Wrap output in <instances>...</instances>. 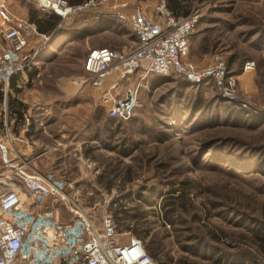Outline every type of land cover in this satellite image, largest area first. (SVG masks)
I'll list each match as a JSON object with an SVG mask.
<instances>
[{
  "label": "rangeland",
  "instance_id": "1",
  "mask_svg": "<svg viewBox=\"0 0 264 264\" xmlns=\"http://www.w3.org/2000/svg\"><path fill=\"white\" fill-rule=\"evenodd\" d=\"M166 2L101 0L63 19L32 0H5L35 27L25 19L29 8L61 19L51 36L33 39L35 65L12 83L9 109L14 101L26 107L22 119L9 116L13 132L33 143L31 168L72 185L70 197L98 230L111 218L121 244L142 241L157 264H264L252 235L264 229V0H188L190 14L202 15L186 59L200 80L143 79L142 71L119 79L112 99L137 92L127 120L104 100L119 76L98 95L88 81L93 48L134 46L128 28L81 36L94 16H115L127 4L157 18ZM71 215L61 210L63 221Z\"/></svg>",
  "mask_w": 264,
  "mask_h": 264
},
{
  "label": "built area",
  "instance_id": "2",
  "mask_svg": "<svg viewBox=\"0 0 264 264\" xmlns=\"http://www.w3.org/2000/svg\"><path fill=\"white\" fill-rule=\"evenodd\" d=\"M32 1L66 19L72 12L93 7L101 0H89L74 8L67 0ZM127 7L122 4V9ZM156 13L157 18L147 16L140 8L134 9L130 17L115 12L120 23L130 26L134 46L130 51H90L84 70L93 87H101L111 76L127 79L135 71H142L143 79L153 75L200 80L186 59L190 38L202 15L194 12L176 17L165 4ZM37 36L46 39L34 25L15 18L0 0V90L4 95L0 111V264H157L142 241L132 237L121 244L111 218L98 230L93 218L70 197L67 187L72 190V185L57 183L31 168L27 149L33 143L13 132L17 120L9 121L14 114L8 107V95L13 81L35 65L37 49L31 52L28 47ZM25 82L22 79L21 85ZM112 98L110 94L104 97L112 104L109 113L129 119L137 105V92L130 90L121 100ZM27 126L22 133L28 131ZM64 208L72 214L69 221L61 219Z\"/></svg>",
  "mask_w": 264,
  "mask_h": 264
},
{
  "label": "trees",
  "instance_id": "3",
  "mask_svg": "<svg viewBox=\"0 0 264 264\" xmlns=\"http://www.w3.org/2000/svg\"><path fill=\"white\" fill-rule=\"evenodd\" d=\"M70 5H80L87 0H67ZM144 1V0H138ZM188 0H167V8L168 10L176 17L180 16H188L190 14L191 7L187 3ZM29 21L36 25L38 32L40 34L51 36L55 33L60 27L61 19L54 14H46L40 13L38 10H33L29 8ZM116 23H112V27L115 26ZM127 29V26H124L122 23H117V30L120 28ZM122 29V30H123ZM76 34V33H73ZM82 36V33H79ZM133 34V33H132ZM134 35V34H133ZM133 37V36H132ZM135 39V36L133 37ZM20 92V90H16ZM2 99V94L0 93V100ZM10 107L13 113L16 115L18 119H22L23 117V110L25 109V105L23 103H19L14 101L10 103ZM254 243L258 248L259 252L258 255L262 257L264 261V229H257L252 232ZM152 257V255H150ZM259 256V257H260ZM260 257V258H261Z\"/></svg>",
  "mask_w": 264,
  "mask_h": 264
},
{
  "label": "crops",
  "instance_id": "4",
  "mask_svg": "<svg viewBox=\"0 0 264 264\" xmlns=\"http://www.w3.org/2000/svg\"><path fill=\"white\" fill-rule=\"evenodd\" d=\"M4 2H5V0H3ZM7 2V1H6ZM68 2V1H67ZM69 4V3H68ZM138 6V8H140L139 6L140 5H137ZM134 9H136V6H130L129 5V7L127 8V9H123V10H121V12L122 13H124L126 16H131L132 14H133V12H134ZM140 9H142L144 12H145V10H144V8H140ZM105 14H97V15H95L94 16V20L92 21V25H91V27H88V29H83L82 30V34L84 35L85 33H89L90 31H93V34H95V33H98V32H100L101 33V31H103L104 29V27H106L108 30H110V29H114V30H117V23L119 22L118 20H117V16L115 15V16H104ZM26 20H28L29 21V14H28V10H27V17L25 18ZM113 22H115L116 23V25L115 26H113L112 27V23ZM124 26H127L128 27V30H129V32L131 33V35L134 37V35L132 34V31H131V29H130V26L129 25H127V24H123ZM63 27H66V26H63ZM66 28H70V27H66ZM72 29V28H71ZM107 29H105V30H107ZM41 35H43V34H41ZM44 36H46V35H44ZM134 41H135V39H133V43H134ZM100 49H104V48H100ZM92 50H97L96 48H93ZM91 50V51H92ZM115 77H117L118 78V76H115ZM109 80L107 79L104 83H103V85H102V89H109V90H106L104 93H108V94H110L111 96H112V90H113V86L114 85H117L118 86V82H119V78L116 80V79H111V83H110V85L108 86L107 85V82H108ZM115 82H117V83H115ZM106 86H108L109 88H106ZM67 88H69V87H67ZM66 87H65V91L67 92V94H69V93H71L70 92V90L71 89H67ZM117 88V87H116ZM74 89V91H77V88H73ZM102 89H96L97 90V95L99 94V92L100 91H102ZM71 91H73V90H71ZM83 92V91H82ZM103 92V91H102ZM102 95V94H101ZM67 96V95H66ZM25 109H26V107H25ZM36 133L38 132V129L35 131ZM43 133V132H42ZM35 146H37V144H35ZM55 147V146H54Z\"/></svg>",
  "mask_w": 264,
  "mask_h": 264
}]
</instances>
